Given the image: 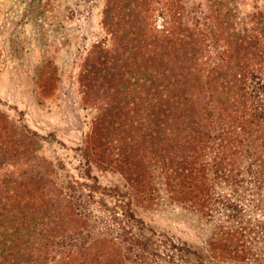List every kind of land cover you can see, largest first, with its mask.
<instances>
[{
  "label": "rangeland",
  "instance_id": "1",
  "mask_svg": "<svg viewBox=\"0 0 264 264\" xmlns=\"http://www.w3.org/2000/svg\"><path fill=\"white\" fill-rule=\"evenodd\" d=\"M167 1L139 6L151 29L162 27ZM177 1L196 24L193 77L205 103L220 90L219 72L228 71V42L207 0ZM105 2L0 0V231L25 209L46 229L41 253L50 260L82 244L98 264H198L176 243L198 250L204 264H264V189L248 169L263 132L236 116L249 114L214 101L204 130L221 134L216 139L185 138L190 129L166 125L160 113L154 124L150 82L139 80L145 90L136 102L132 84L140 74L132 60L94 59V44L115 46L101 23ZM126 3L116 0V7ZM242 5L249 38L257 40L245 69L261 93L262 102H247L253 111L264 102V0ZM228 125L242 132L235 151L228 150ZM128 201L144 229L125 217ZM34 230L26 237L38 241ZM136 237H148L150 246Z\"/></svg>",
  "mask_w": 264,
  "mask_h": 264
},
{
  "label": "trees",
  "instance_id": "2",
  "mask_svg": "<svg viewBox=\"0 0 264 264\" xmlns=\"http://www.w3.org/2000/svg\"><path fill=\"white\" fill-rule=\"evenodd\" d=\"M177 2V0L167 1L164 5L166 13L163 14L168 15L161 23L162 27L156 26L155 29H151L138 9L143 3H149L148 0H127L123 9L116 7V0H106L101 23L110 34L115 46L111 50L102 44H94L92 49L94 59L102 61L111 56L117 63L122 64L132 60L140 74L134 78L132 84V88L138 86L140 91V93H134L136 98H140L136 102L143 100L141 95L145 90L144 84L139 83V80L147 78L151 88L148 89L146 96L150 93L148 95L150 98L147 99L151 102L152 112L156 113L152 117L153 123L160 121L158 116L162 115L166 125H179L184 129L186 127L190 129L192 133L184 135L185 138L207 136L208 139H216L217 136H221L216 131L211 134L204 130L206 128L204 122L215 115L212 101L217 102L221 108L228 107L230 112L240 111L249 114V120L245 115L236 116L239 120L247 121L246 123H255L254 130L258 133L261 130L260 133L264 134V102H259V105L253 107V111H251L252 107L247 105L250 98L251 103L254 98L257 102L262 100L261 93L257 91L259 88L255 85L251 87L245 74L248 60L256 56L257 40L249 38L252 35L250 32L252 28L245 26L246 13L242 0H207V8L218 19L221 26L220 32L225 33L224 36L228 42V58L225 65L228 71L225 70V74L219 72L214 88H220V90L216 91V97L210 96L205 103L199 99L201 88L197 83L198 80L193 77L199 52L196 24H194V17L185 14L184 5ZM260 14L258 11L252 16L257 19ZM174 21L177 22V30H174ZM124 30L131 33V36L126 37L123 34ZM262 33L264 34V29ZM87 57L85 63L88 61ZM85 74L86 72L82 77H85ZM259 84L261 89L264 88V81L260 79ZM253 91L257 94L253 95ZM202 104H206L204 107L208 108L209 112L203 111ZM244 125L238 126V130H245L246 125ZM241 131L228 125V150H233L232 146H240L243 143ZM226 134L227 131L224 136ZM259 139L258 147H254L250 153L252 159L248 169L252 176L257 178L259 186L264 189V139ZM87 174H90L88 169ZM124 206V215L127 220L140 229H144V221L135 215L129 201ZM5 222L2 232L0 231V264H48L50 259L41 252H43L42 248H46L49 243L45 242L44 230L46 229L42 226L40 228L39 221L31 220L24 209L18 216L13 214L8 217ZM34 229L38 231V241L35 237L33 239L26 237V234L33 233ZM135 240L137 245H142V248L150 246L148 237L144 240L136 237ZM172 246L181 253L183 258L192 257L198 264H204L203 256L198 250L186 244L173 243ZM86 249L84 245L76 244L75 248L66 252L65 256L60 255L57 259L52 258L50 261H54L52 264H98L96 258L86 255ZM44 253L47 254V252Z\"/></svg>",
  "mask_w": 264,
  "mask_h": 264
}]
</instances>
